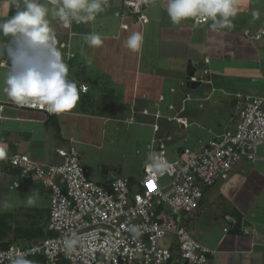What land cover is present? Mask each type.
<instances>
[{
	"label": "crops",
	"instance_id": "obj_1",
	"mask_svg": "<svg viewBox=\"0 0 264 264\" xmlns=\"http://www.w3.org/2000/svg\"><path fill=\"white\" fill-rule=\"evenodd\" d=\"M19 3L22 7L23 0ZM146 3L145 21L124 0H106L105 10L90 23L73 21L66 27L49 16L68 79L88 89L80 90L75 108L60 114L17 106L0 90V150L6 156L25 153L54 163L60 160L59 146L74 144L91 179L108 185L123 176L134 184L143 176L139 172L150 159L153 140V147L165 142L168 157L177 159L186 147L200 150L235 130L238 94L264 96V36L245 35L246 29L264 26V0H236L232 27L219 30L210 27L211 19L173 24L167 0ZM16 11L14 0H0V20ZM132 32L144 35L136 53L126 47ZM90 33L101 35L100 47L86 43ZM8 39L0 36L4 43ZM9 68L7 57H0V89ZM192 76L202 79L189 82ZM182 116L187 127L175 119ZM7 165L0 161L7 172L0 180L10 184L15 169ZM36 184L42 182L27 178L21 188ZM42 186L48 204L28 211L39 213L47 227L51 190ZM202 187L203 199L188 215L186 228L192 222L188 232L213 250L207 264H264V147L255 162L243 160L227 179Z\"/></svg>",
	"mask_w": 264,
	"mask_h": 264
},
{
	"label": "built area",
	"instance_id": "obj_2",
	"mask_svg": "<svg viewBox=\"0 0 264 264\" xmlns=\"http://www.w3.org/2000/svg\"><path fill=\"white\" fill-rule=\"evenodd\" d=\"M124 5L147 20L146 0H124ZM207 20L195 18V22ZM245 35L259 39L264 36V26L246 29ZM201 79L192 76L189 82ZM238 98L235 130L223 132L200 150L186 147L185 156L177 159L168 157L165 142L153 147V140L143 176L134 184L123 176H116L108 185L91 179L74 144L59 146L60 160L54 163L25 153L5 154L0 161L18 170L10 189L35 177L51 190L47 228L53 234L0 248V264H11L19 254L28 260L43 257L44 264H207L213 250L194 238L185 225L203 199L202 184L227 179L243 160L255 162L264 146V96L238 94ZM28 108L46 109L39 105ZM175 119L182 127L189 125L186 117ZM6 176L0 167V177ZM165 177L169 181L161 185ZM226 220L233 218L226 215ZM222 226L226 232L230 230ZM163 238L171 242L164 245ZM70 240L75 241L71 249L67 247Z\"/></svg>",
	"mask_w": 264,
	"mask_h": 264
},
{
	"label": "clouds",
	"instance_id": "obj_3",
	"mask_svg": "<svg viewBox=\"0 0 264 264\" xmlns=\"http://www.w3.org/2000/svg\"><path fill=\"white\" fill-rule=\"evenodd\" d=\"M14 0L17 11L10 18L0 20V36L8 37L7 43L0 41V57L6 56L10 68L3 77L2 92L20 107H46L52 114H60L76 107L80 99L77 83L68 79V65L56 47L57 39L50 27L49 16L58 19L64 26L95 21L106 7V0ZM236 0H167V14L173 24L191 18H208L210 27L219 30L232 27L231 18L237 15ZM254 17L256 14H253ZM93 48L100 47L103 39L98 33L84 37ZM144 43L141 32H132L126 47L139 52ZM5 153L0 150V159ZM26 206H37L35 192L26 198ZM75 241L67 242L72 248ZM11 264H34L23 254L15 256Z\"/></svg>",
	"mask_w": 264,
	"mask_h": 264
},
{
	"label": "rangeland",
	"instance_id": "obj_4",
	"mask_svg": "<svg viewBox=\"0 0 264 264\" xmlns=\"http://www.w3.org/2000/svg\"><path fill=\"white\" fill-rule=\"evenodd\" d=\"M264 147V146H263ZM149 161V159H148ZM140 174L143 173V171L139 172ZM169 181L168 177H165L161 179V185L164 183H167ZM35 192L37 196V206L43 207L44 205L48 204V192L46 191V188L42 186V184H36V186H30L29 188H17V189H10L9 183L7 180L3 179L0 180V212H12L13 217L11 218L12 224L21 223L24 220H27L26 214L29 213L28 209L31 210L34 207H28L26 206V200L25 198L30 195L31 193ZM37 219L40 220V222H43V218L39 217L37 215ZM185 221V225L186 222ZM189 223V222H187ZM192 225V222H190L187 230H190V227ZM187 227V226H186ZM221 229L223 230V226L221 225ZM12 238V235H10L7 238H4V240H10ZM169 239L163 238L161 240V243L164 245L169 244ZM171 242V241H170ZM19 244H24L21 241H18Z\"/></svg>",
	"mask_w": 264,
	"mask_h": 264
},
{
	"label": "trees",
	"instance_id": "obj_5",
	"mask_svg": "<svg viewBox=\"0 0 264 264\" xmlns=\"http://www.w3.org/2000/svg\"><path fill=\"white\" fill-rule=\"evenodd\" d=\"M6 168H11V166L7 165ZM14 171L15 173L18 172L17 169ZM37 215L39 216L40 214L36 212L33 214L27 213V220L12 224L10 220L13 217V213L0 212V248H5L12 242L18 243V241H21L24 244H29L36 238L51 236L53 232L49 231L47 227L37 219ZM10 235H12L10 240H4V238ZM29 260L33 261L34 264H44V258L40 256L31 257Z\"/></svg>",
	"mask_w": 264,
	"mask_h": 264
}]
</instances>
